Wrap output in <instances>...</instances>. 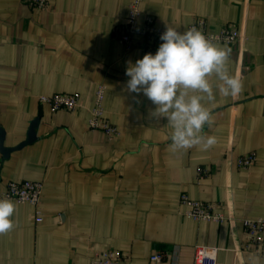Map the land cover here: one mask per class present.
<instances>
[{
	"label": "crops",
	"instance_id": "crops-1",
	"mask_svg": "<svg viewBox=\"0 0 264 264\" xmlns=\"http://www.w3.org/2000/svg\"><path fill=\"white\" fill-rule=\"evenodd\" d=\"M132 1L51 0L39 11L0 0L5 146L25 141L38 121L31 144L8 158L0 151V195L9 182L44 185L41 223L31 205L12 200L15 226L0 234V264H88L111 249L131 264H199L201 255L210 264H264V246L246 248L243 226L264 219V0L143 1L141 20L151 15L165 28L182 32L198 19L212 33L239 26L238 42L220 45L231 49L229 72L243 90L205 102L215 123L203 131L217 143L176 152L167 118L152 117L155 105L125 90L127 62L145 52H126L112 30L126 23ZM101 84L106 117L120 132L114 140L89 128ZM63 93H78L82 108L53 112L39 101ZM251 153L256 162L240 167ZM182 194L219 204L225 221L185 216ZM157 251L166 257L152 263Z\"/></svg>",
	"mask_w": 264,
	"mask_h": 264
},
{
	"label": "clouds",
	"instance_id": "clouds-1",
	"mask_svg": "<svg viewBox=\"0 0 264 264\" xmlns=\"http://www.w3.org/2000/svg\"><path fill=\"white\" fill-rule=\"evenodd\" d=\"M155 54L146 53L133 64L128 61L125 90L141 93L155 105L150 113L154 118H167L171 151L189 150L200 146L204 150L217 143L215 136L204 133L215 121L205 102L221 96H236L243 90V82L230 74L228 61L231 49L214 42L196 27L185 31L166 26ZM215 76L217 82H210ZM16 212L15 203L0 198V234L11 231Z\"/></svg>",
	"mask_w": 264,
	"mask_h": 264
},
{
	"label": "built area",
	"instance_id": "built-area-1",
	"mask_svg": "<svg viewBox=\"0 0 264 264\" xmlns=\"http://www.w3.org/2000/svg\"><path fill=\"white\" fill-rule=\"evenodd\" d=\"M51 0H22L26 6L41 11L48 10ZM144 0H133L129 5V13L126 23L116 26L112 34L124 46L126 52H131L136 48H141L145 54H155L159 45L161 34L166 28L159 26L153 16L147 15L141 20V5ZM196 27L206 36L214 37V42L224 44L229 47L235 45L240 38L238 24H232L224 27L219 33H212L204 19H198L189 28ZM188 28V29H189ZM264 63V58H263ZM107 87L101 84L95 97L94 107L89 120L91 131H102L110 140H114L119 134L118 128L106 117L104 101ZM43 105H48L53 112L67 111L71 113L78 112L81 108V96L78 93L73 94H55L53 96H42L39 99ZM256 162V154L251 153L239 159V166L249 168ZM202 172V171H200ZM207 173V171H203ZM203 174V173H201ZM44 185L42 182L23 181L9 182L7 188L1 193V198H9L19 203H27L35 209L36 221H43L41 206V197ZM180 204L186 208L184 215L191 217L196 221H213L222 223L225 221L224 215L217 212L219 204L192 200L188 195L182 194ZM244 232L247 237L248 249L255 250V253H261L264 246V219L244 220ZM165 251H157L151 257L152 263H160L165 259ZM199 264H210L211 259L207 255H201ZM88 264H131L128 258L121 252L107 250L93 257Z\"/></svg>",
	"mask_w": 264,
	"mask_h": 264
},
{
	"label": "water",
	"instance_id": "water-1",
	"mask_svg": "<svg viewBox=\"0 0 264 264\" xmlns=\"http://www.w3.org/2000/svg\"><path fill=\"white\" fill-rule=\"evenodd\" d=\"M37 126H38V121L37 120L33 121L28 131L26 140L20 143L19 145H17L16 147H12V148L5 146L6 133L2 128H0V151L4 155V157L8 158L13 152L20 150L23 147L31 144L36 139Z\"/></svg>",
	"mask_w": 264,
	"mask_h": 264
},
{
	"label": "trees",
	"instance_id": "trees-1",
	"mask_svg": "<svg viewBox=\"0 0 264 264\" xmlns=\"http://www.w3.org/2000/svg\"><path fill=\"white\" fill-rule=\"evenodd\" d=\"M50 4H51V1H50ZM25 5V4H24ZM28 7V6H27ZM50 7V6H49ZM28 8H30V7H28ZM30 9H32V8H30ZM33 10H37V9H33ZM39 11H41V10H39Z\"/></svg>",
	"mask_w": 264,
	"mask_h": 264
},
{
	"label": "rangeland",
	"instance_id": "rangeland-1",
	"mask_svg": "<svg viewBox=\"0 0 264 264\" xmlns=\"http://www.w3.org/2000/svg\"><path fill=\"white\" fill-rule=\"evenodd\" d=\"M131 4V3H130ZM162 27V26H161ZM165 28V27H164Z\"/></svg>",
	"mask_w": 264,
	"mask_h": 264
}]
</instances>
